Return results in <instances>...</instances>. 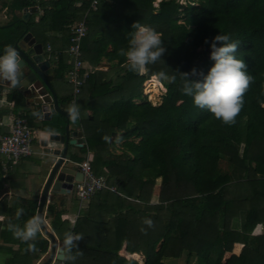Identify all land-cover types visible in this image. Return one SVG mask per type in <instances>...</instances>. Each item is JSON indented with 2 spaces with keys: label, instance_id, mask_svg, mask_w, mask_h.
I'll list each match as a JSON object with an SVG mask.
<instances>
[{
  "label": "trees",
  "instance_id": "1",
  "mask_svg": "<svg viewBox=\"0 0 264 264\" xmlns=\"http://www.w3.org/2000/svg\"><path fill=\"white\" fill-rule=\"evenodd\" d=\"M92 1L41 2L48 7L38 22L15 21L0 30L2 53L26 29L47 46L54 23L60 22L61 34L70 37V28L85 18L88 32L82 50L88 67L105 59L118 73L111 79L94 70L82 90L86 102L80 108L92 112L80 120L87 140L81 151L94 152L93 171L106 175L108 186L116 191L95 194L73 228L54 204L49 206L61 244L66 233L80 237L70 252L65 251V260L55 264H139L119 254L124 245L130 254L142 253L143 264H169L168 259L183 256L186 264H264V233L253 234L258 224L264 225V0H187L183 5L160 0L158 7L156 0H99L97 10L88 12ZM32 3L14 0L12 9L23 10ZM136 22L158 31L166 49L162 60L146 65L143 73L129 70L124 55ZM219 33L238 42L236 56L253 78L232 124L197 108L182 92L180 73L193 67L207 70L212 61L205 40L211 42ZM54 65L56 77L63 79L70 69L65 55L60 54ZM152 77L155 93L160 82L166 89L159 106L141 94L145 82L144 92L149 94L146 86ZM1 92L0 86V96ZM20 97L17 91L9 97L16 103L15 111ZM56 121L57 131L63 132L66 118L58 114ZM113 133L120 135L110 142ZM117 142H123L129 154L105 159L103 153ZM222 161L231 171L221 167ZM2 174L0 165V188ZM157 180V204L150 205ZM22 208L19 217L15 207L8 210L13 219H5V229L0 223L4 241L12 232L9 225H24L35 216L37 205ZM40 243L46 253L48 241ZM25 259L8 264H25Z\"/></svg>",
  "mask_w": 264,
  "mask_h": 264
},
{
  "label": "crops",
  "instance_id": "2",
  "mask_svg": "<svg viewBox=\"0 0 264 264\" xmlns=\"http://www.w3.org/2000/svg\"><path fill=\"white\" fill-rule=\"evenodd\" d=\"M13 2L14 0H0V30L13 25L15 21H22L23 23H28L29 21L34 20L35 22H38L42 17V15L44 14L45 9L48 7L46 5L42 6L41 2L39 3L34 2L32 3V5H30L27 8H24L23 10H14L12 9ZM25 9H31V13L29 14V19L27 21H24L22 19L23 15L25 14L24 13ZM59 25L60 22L54 23V31L47 33V36L51 38V41L48 43L47 46L39 42L36 36L28 29H26L25 33L28 32L31 33L32 37L36 40V43L42 45L43 53L46 59H48L51 63L53 72L52 75L48 77V79L56 92L59 104L62 106V109L64 111H69V108L73 104L79 106L78 119L73 121L70 118V130L83 132L84 147H85L87 145L86 133L84 131L83 125L80 120L81 119L84 120L85 116H91L92 114L90 110L83 111L82 109H80L81 105L86 102L85 94H80L79 96H77L74 100L75 101L74 103L68 102L67 98L69 96H72L73 98L72 87L68 84L66 76H64L63 79H60L57 78L55 75L56 73H55V65H54L55 64L54 53L63 54L68 47V38H69V36H63L61 34V31L58 28ZM48 47L51 49V52H48L47 50ZM95 68L98 71H103L107 73L108 78L116 79L118 77V73L114 72V69L116 68L114 66V63H109L105 59L101 61L98 65H96ZM0 86L2 87V92L0 96V136L9 133L10 123L12 119L20 115L25 116L27 120L28 118L31 119L32 123L29 125L34 129L38 130L40 133L45 131L43 129L44 126H48L49 128L50 127L54 128V130L56 129L57 131L58 127L56 126V122H57L56 118L58 114L52 115L50 120H44L43 117L40 118L38 116V112L36 108L30 105L32 98H28L24 96L22 92L8 88L5 85L0 84ZM15 91L20 93V95L22 96L18 98L19 107L17 111H15V105H16L15 101L9 98ZM111 99H113L112 95H111ZM55 133L63 134L64 131L63 132L57 131ZM119 135L120 133H113L110 138V142H113L114 138ZM81 150L82 148L78 149L75 147H70L67 158L75 162L77 167L80 168L79 165L83 161H85L88 155H90V160L93 167L94 152L88 151L87 154H83ZM114 150H116L117 155H114L115 154ZM34 151L35 153L32 156L21 160L16 165H12L7 175H4V172L2 170L3 172L2 179L4 181H3V186L0 188V206L2 204H6V205L3 211L0 210V223H2L1 229H5L3 223L6 218L9 217L10 219H13V216L12 217L8 216L9 215L8 210L12 207H15L16 210L15 212H17V209L22 208L23 206H28L29 204L30 205L36 204L37 209L35 216H37V212H38L37 200L41 195L44 185L49 177V174L54 164L56 163L57 158L52 157L51 155L50 156L46 155L44 153V150L40 145V140H38V142L36 143ZM124 153H126L127 155L129 154L123 148V142H117L116 144L111 145L107 149V151L103 153V155L105 156V159H107L109 157L122 156ZM78 159H82V162ZM0 165H1V159H0ZM106 169L107 168L105 167L101 168L103 172H105ZM98 176L106 177V175H98ZM160 182L161 180H157L156 182V187L154 189V192L150 200L151 201L150 205L157 204V197H158L157 194L159 192ZM112 188L116 191V187H112ZM114 190H110V191H114ZM91 201H92L91 199L87 202L79 201L76 198V195L72 191L66 195L49 196L47 200V205L45 206L44 211L42 213V221L45 227L55 235L58 245L57 247L64 249V245L61 244L56 233L53 230V225H52L53 218L49 213V206L54 204L57 210L63 213L62 220L67 221L69 223V226L73 228L75 226L77 219H79L81 216L86 214V212L90 207ZM18 226L23 227L21 222L18 224ZM255 228L257 229L258 234L261 232L264 233L263 224H258ZM13 239H15L17 242L15 240L13 241ZM42 240H46L49 243L48 244L49 247L46 253H43L40 248L41 247L40 241ZM29 244H34L35 248L34 249L29 248ZM0 248H1L0 261H2V264H8L10 260L15 258L21 260L25 257H26V259L24 260L25 264H41L49 258L51 252L50 240L47 236H45L42 233L41 229L37 233L35 240H30V241L20 240L19 238L13 235V231L7 237V241H4L0 236ZM238 248L240 251L241 249L240 244L235 246L234 251H236V249ZM122 252H124L128 256L135 255V256L143 257L142 253H134V254L128 253L125 249V245L120 250L119 254L121 255ZM56 262L57 261H53L51 264H55Z\"/></svg>",
  "mask_w": 264,
  "mask_h": 264
},
{
  "label": "clouds",
  "instance_id": "3",
  "mask_svg": "<svg viewBox=\"0 0 264 264\" xmlns=\"http://www.w3.org/2000/svg\"><path fill=\"white\" fill-rule=\"evenodd\" d=\"M128 40L127 50L124 52L129 70L143 72L146 65L152 64L165 54L161 34L154 28L138 22L133 23ZM208 44L209 60L212 61L207 70L193 67L186 73H180L183 78L182 92L189 96L194 106L205 109L216 119L225 124L235 122V117L239 114L244 100L243 96L252 82V76L247 71L244 60L238 59L236 50L238 42L231 40L229 34H217ZM20 74L19 57L15 49L8 45L0 53V80L16 83ZM161 77L165 73H160ZM70 118L75 121L79 117V106L73 104L69 108ZM24 209H17L16 215L19 217ZM151 224V221H146ZM42 220L39 216L28 219L23 227L10 224L13 235L22 241L35 240L40 231ZM79 236L66 233L64 238L65 249L61 251L70 252L74 246V241H78ZM29 248H35L34 244H29ZM74 257L69 256V259ZM2 264V261H0Z\"/></svg>",
  "mask_w": 264,
  "mask_h": 264
},
{
  "label": "water",
  "instance_id": "4",
  "mask_svg": "<svg viewBox=\"0 0 264 264\" xmlns=\"http://www.w3.org/2000/svg\"><path fill=\"white\" fill-rule=\"evenodd\" d=\"M22 19L27 21L31 9H25ZM19 57L20 74L15 84L0 80V84L13 90H18L24 96L32 98L30 105L34 106L38 116L50 120L52 115L60 114L67 120L63 134L43 131L40 133V145L46 155L57 158L49 177L38 198V212L42 220V213L50 195H66L73 190L74 182L83 181V173L75 162L67 158L70 147L81 149L84 147L82 131L70 130L69 111H64L59 104L58 97L48 77L52 75V66L43 53V47L36 43L31 33H25L13 46ZM42 233L50 240L51 252L49 258L41 264H51L53 261H64L62 248L57 247L55 235L41 224Z\"/></svg>",
  "mask_w": 264,
  "mask_h": 264
},
{
  "label": "built area",
  "instance_id": "5",
  "mask_svg": "<svg viewBox=\"0 0 264 264\" xmlns=\"http://www.w3.org/2000/svg\"><path fill=\"white\" fill-rule=\"evenodd\" d=\"M35 3L49 2L52 0H30ZM99 0H93L89 11H96ZM183 5L182 3H180ZM68 38V47L64 51L66 63L70 69L66 74L67 82L73 90V100L82 93L88 82L90 74L96 70L94 67H88L84 58L82 43L87 36L88 28L85 18L73 25ZM48 52L51 49L48 47ZM62 54V53H61ZM59 53H54V63L59 62ZM143 73V72H141ZM40 132L28 123L25 116L20 115L12 119L10 131L8 134L0 136V159L4 175H7L12 165L18 164L21 160L32 156L35 151V145L39 140ZM83 173V181L74 182L72 192L81 202L89 201L95 194L103 190H114L108 186L106 177L98 176L94 173L90 155L80 165ZM115 191V190H114ZM63 262V261H62Z\"/></svg>",
  "mask_w": 264,
  "mask_h": 264
},
{
  "label": "rangeland",
  "instance_id": "6",
  "mask_svg": "<svg viewBox=\"0 0 264 264\" xmlns=\"http://www.w3.org/2000/svg\"><path fill=\"white\" fill-rule=\"evenodd\" d=\"M176 1H177L179 4H180V3H182V4H186V1H187V0H176ZM159 2H160V0H156L155 3H154V7H158ZM182 11H183V9L181 10V12H182ZM183 22H184V20H180L179 23L182 24ZM152 80H153V77L150 78L149 84L146 86V88L149 87V94L146 95L145 92H144V91L147 90V89L145 90V88H144L146 82H145V83L142 85V87H141V94H142L143 97H145L144 99H146V100H147L148 102H150L152 105H154V106H158V105H160L161 102H162V98H163V95L165 94L166 89H165V87L163 86V84L160 82L159 90H158L157 93H155V92H154V84H155V83H153ZM162 88H164V89H162ZM117 150H119V149H117ZM114 152H115L114 155H117V154H116V153H117L116 150H114ZM114 157H115V156H114ZM221 167H222L224 170H230V171H231V169L229 168V166L227 165V163L224 162V161L221 162ZM253 234H258L256 228L254 229ZM234 252H235V253H238V252H239V248L236 249V251H234ZM121 256H123V257L126 258V259H134V260L138 261L139 264H143V260H144V258H143L142 256H140L139 258H131L130 256L126 255L124 252L121 253ZM229 257H230V254H229V255H226V256H225V259L227 260ZM226 260H225V262H226ZM167 262H168L169 264H186V262H185V256H183V257H181V258L179 257V258H176V259H168ZM190 264H196V262H195V261H191Z\"/></svg>",
  "mask_w": 264,
  "mask_h": 264
},
{
  "label": "bare ground",
  "instance_id": "7",
  "mask_svg": "<svg viewBox=\"0 0 264 264\" xmlns=\"http://www.w3.org/2000/svg\"><path fill=\"white\" fill-rule=\"evenodd\" d=\"M130 257H131V258H139V256H135V255H134V256H130Z\"/></svg>",
  "mask_w": 264,
  "mask_h": 264
}]
</instances>
